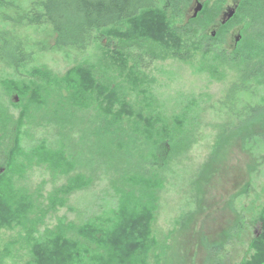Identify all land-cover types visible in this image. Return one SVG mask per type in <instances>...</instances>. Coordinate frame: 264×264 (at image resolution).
<instances>
[{
	"label": "rangeland",
	"instance_id": "rangeland-1",
	"mask_svg": "<svg viewBox=\"0 0 264 264\" xmlns=\"http://www.w3.org/2000/svg\"><path fill=\"white\" fill-rule=\"evenodd\" d=\"M222 2L193 0L172 19V26L182 32L180 36L187 45L177 57L164 44L135 38L138 43L127 53L131 75L120 74L112 61H100V65L104 51L91 47L84 53L49 52L46 49L54 48L55 41L45 27L28 32L19 29L42 44L34 51L41 62L28 64L23 73L17 74L0 59V107L15 120L26 114L22 128L25 150L45 142L51 149L63 151L74 166L66 175L45 164L22 166L25 172L20 174V181L16 180L37 199L33 218L42 219L41 231L65 228L73 235V226L97 217L110 218L124 191L121 178L133 169L121 162L115 163L117 166L105 162L103 146H99V135L105 127L98 128L105 118L102 112L62 105L70 116L68 125L62 127L55 119L64 113L54 105L52 88L46 103L35 107L29 104L30 96L9 91L3 82L14 80L20 88L39 86L42 90L47 83L30 77L33 68L46 67L54 76H61L88 61L97 73L108 66L105 79L119 88L120 103L115 110L120 112L125 101V110L133 113L123 117V138L139 140L137 146L143 149L144 136L152 137L151 143L167 139V154L183 142L189 146L184 153L159 160L157 178L162 180V187L156 193L152 224L155 245L146 264H241L250 257V243L260 233L258 218L264 211V103L249 95L233 99L239 84L249 86L242 80L245 64L234 61V55L238 49L259 44V38H245L246 25L236 17V11L227 19L240 0ZM199 5L202 9L195 15ZM10 19L13 24L25 25L13 14ZM3 23V30L11 33L13 26L0 17V25ZM103 45L107 46L106 40ZM4 149L0 150L2 172L7 167ZM252 154L262 160L257 163ZM146 168L152 171L151 166ZM71 177L87 179L90 186L63 197L64 205L48 212L49 197ZM23 236L19 229L0 232V253L8 249L4 264H30Z\"/></svg>",
	"mask_w": 264,
	"mask_h": 264
},
{
	"label": "trees",
	"instance_id": "trees-1",
	"mask_svg": "<svg viewBox=\"0 0 264 264\" xmlns=\"http://www.w3.org/2000/svg\"><path fill=\"white\" fill-rule=\"evenodd\" d=\"M192 1L0 0V17L13 26L10 33L3 30L5 23L4 26L0 25V59L17 74L23 73L28 64L41 62L34 51L41 49L42 44L30 37V33H20L19 29L28 32L45 27L55 41L54 48L46 49L49 52L84 53L93 47L94 51L106 53L98 61L100 65L112 61L120 74L128 72L131 75L127 70V53L138 43L134 41L135 38L152 39L155 43L164 44L176 57L187 47L180 36L182 32L172 26V19L178 17ZM10 14L22 20L25 25L11 23ZM236 17L246 25L245 38H259V44L250 49H238L234 55V61L245 64L241 70L242 80L247 81L249 86L239 84L237 91H233V99L236 101L249 95L252 100L264 103V0H240ZM17 31L21 34L18 37ZM104 40L107 46L103 45ZM114 43H117L116 46ZM108 70V66H105L104 70L97 73L94 64L88 61L61 76H54L46 67L33 68L30 77L42 78L47 83V87L42 90L39 86L35 89L25 86L20 88L14 80L3 82L9 91L15 90L21 97L30 96L29 104L35 107L46 103L52 88V98L56 100L54 105L58 106V112L64 113L55 119L58 122L56 124L62 127L70 122L69 113L62 105H73L81 110L94 108L100 114L102 112L105 118L98 128L105 125V131L103 133L102 128L103 136L99 135V146H103L101 149L102 155L105 154V162L115 166V163L121 162L133 169L125 171L121 178L124 191L120 193L118 206L111 211L110 218L97 217L80 226H73V235H70L69 229L65 231V228H59L56 232L49 229L41 231L39 225L42 219L33 218L37 199L20 188L16 180L22 179L20 174L25 172L22 166L26 168L24 163L45 164L54 172L65 175L74 166L67 161L63 151L53 150L45 142L25 150L22 128L26 114L15 120L5 107H0V150L6 149L4 160L7 165L4 172L0 170V232L19 229L24 233L22 238L31 256L30 264H146L148 254L155 245L152 224L157 209L156 193L162 187V180L157 178L159 160L167 157L170 159L173 153H184L189 146L185 147L184 142L180 146L172 145L173 149L171 147L167 154V139L151 143L152 137L144 136V139L141 138L145 145L143 149L137 146L140 145L139 140L123 138L124 130L120 126L123 117L131 111L125 110V101L121 102L120 112L115 110V106L120 103L119 88L112 87L109 79H105ZM149 125L153 127L152 123ZM252 157L257 163L262 160L253 154ZM146 166H151L153 173ZM9 168L14 169L9 171ZM70 179L49 197L48 212L63 206V197L90 186V181L82 177ZM258 223L260 233L250 243L251 255L241 264H264V211ZM7 254V248L0 253V264H4Z\"/></svg>",
	"mask_w": 264,
	"mask_h": 264
},
{
	"label": "water",
	"instance_id": "water-1",
	"mask_svg": "<svg viewBox=\"0 0 264 264\" xmlns=\"http://www.w3.org/2000/svg\"><path fill=\"white\" fill-rule=\"evenodd\" d=\"M202 9V6L199 5L197 9L195 10V15ZM235 9H232L230 13L227 15V19H231L235 15ZM225 23V22H224Z\"/></svg>",
	"mask_w": 264,
	"mask_h": 264
}]
</instances>
